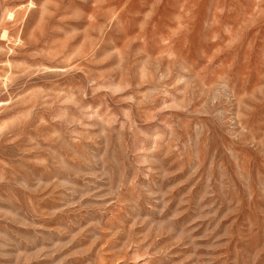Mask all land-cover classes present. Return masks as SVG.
Instances as JSON below:
<instances>
[{"label":"rangeland","instance_id":"1","mask_svg":"<svg viewBox=\"0 0 264 264\" xmlns=\"http://www.w3.org/2000/svg\"><path fill=\"white\" fill-rule=\"evenodd\" d=\"M0 264H264V0H0Z\"/></svg>","mask_w":264,"mask_h":264}]
</instances>
